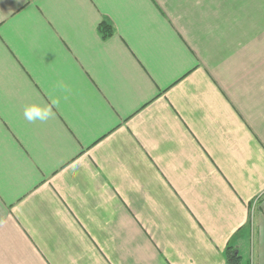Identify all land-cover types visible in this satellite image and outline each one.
Wrapping results in <instances>:
<instances>
[{
  "label": "crops",
  "instance_id": "1",
  "mask_svg": "<svg viewBox=\"0 0 264 264\" xmlns=\"http://www.w3.org/2000/svg\"><path fill=\"white\" fill-rule=\"evenodd\" d=\"M250 12L264 0H0V264H264Z\"/></svg>",
  "mask_w": 264,
  "mask_h": 264
},
{
  "label": "clouds",
  "instance_id": "2",
  "mask_svg": "<svg viewBox=\"0 0 264 264\" xmlns=\"http://www.w3.org/2000/svg\"><path fill=\"white\" fill-rule=\"evenodd\" d=\"M57 88L62 92L70 91L63 81L58 82ZM66 98L67 97H65V99ZM58 102L59 101H53V106L58 104ZM53 116L54 112L52 111V106L48 104L30 103L26 104L23 109V117L29 123H35L36 121L43 123L51 119Z\"/></svg>",
  "mask_w": 264,
  "mask_h": 264
},
{
  "label": "rangeland",
  "instance_id": "3",
  "mask_svg": "<svg viewBox=\"0 0 264 264\" xmlns=\"http://www.w3.org/2000/svg\"><path fill=\"white\" fill-rule=\"evenodd\" d=\"M253 16V17H252ZM254 21V22H253ZM254 24V26L256 25H260V24H264V12H250V24ZM237 35H248L249 37H253L256 36V28L253 27H248V28H234L232 29V33H231V37L233 40H236L237 38H235ZM231 39V38H230ZM241 44H237L236 42H234V44L232 45V48L234 51H240L241 50ZM249 47L251 46V44L248 45Z\"/></svg>",
  "mask_w": 264,
  "mask_h": 264
},
{
  "label": "trees",
  "instance_id": "4",
  "mask_svg": "<svg viewBox=\"0 0 264 264\" xmlns=\"http://www.w3.org/2000/svg\"><path fill=\"white\" fill-rule=\"evenodd\" d=\"M103 33L105 36H109L111 34L110 32V27L106 26L104 29H103Z\"/></svg>",
  "mask_w": 264,
  "mask_h": 264
}]
</instances>
